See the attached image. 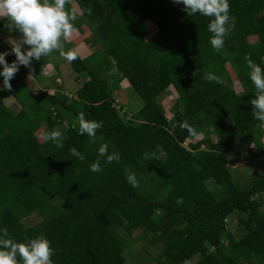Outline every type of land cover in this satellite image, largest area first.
<instances>
[{
    "label": "trees",
    "instance_id": "1",
    "mask_svg": "<svg viewBox=\"0 0 264 264\" xmlns=\"http://www.w3.org/2000/svg\"><path fill=\"white\" fill-rule=\"evenodd\" d=\"M74 1L82 13L74 21L78 32L88 31L103 46L70 63L81 82L75 96L38 89L23 66L22 85L14 79L11 91L0 88V229L6 227L16 242L43 235L54 250L53 264H127V237L137 231L152 236V245L162 244L156 264H189L196 257L195 264H264L258 199L264 166L256 177L239 179L227 163L237 143L240 149L256 144L264 152L245 60L250 56L264 69V0H229L233 27L220 52L210 44V18L188 16L173 0ZM146 21L159 27L149 39L140 26ZM49 64L47 57L31 63ZM227 64L243 93L235 90ZM206 73L217 79H204ZM125 81L143 101L130 120L115 106L114 94ZM170 88L178 95L176 122L161 101ZM10 95L20 105L14 115L5 104ZM81 111L103 122L95 143L79 133ZM69 117L76 124L71 120L65 128ZM183 122L204 135L190 149L185 143L192 135ZM52 130L62 133V148L42 138ZM212 134L215 142L209 141ZM105 143L119 162L106 163L98 155ZM97 159L103 171L94 173L89 166ZM129 172L139 187L126 181ZM234 214L240 237L227 228ZM34 215L39 220L27 227L24 221Z\"/></svg>",
    "mask_w": 264,
    "mask_h": 264
},
{
    "label": "clouds",
    "instance_id": "2",
    "mask_svg": "<svg viewBox=\"0 0 264 264\" xmlns=\"http://www.w3.org/2000/svg\"><path fill=\"white\" fill-rule=\"evenodd\" d=\"M174 3L182 4L183 11L188 16L200 14L210 18L207 25L212 34L210 44L213 50L220 52L225 43V37L232 30L229 24L231 19L229 0H173ZM73 0H0V20H6V27L10 31L19 33L18 40H10L11 54L16 59L9 64L5 57L8 52H0V76L3 77V88L11 91L10 81L19 71L20 66L31 69L33 60L40 61L41 58L59 52L60 56L69 63L78 58L79 51L76 48L64 50V42L71 39L78 32L74 21L78 18V12L72 5ZM91 15V8L87 9ZM24 46H27L26 50ZM247 67L250 69L249 78L255 86V98L250 101L253 117L264 127V69L254 63L250 56H245ZM45 66H42L41 74ZM32 77L31 74L29 78ZM204 79L213 81L217 77L205 74ZM79 133L87 135L91 143H95L97 130L103 126V122L88 120L84 112L78 115ZM190 135L196 136L195 130L186 122L181 125ZM46 141H52L57 148H62V133L59 130L46 132L43 137ZM71 153L81 162L85 157L75 148ZM100 157H106V163L119 162L118 153H108V145L101 144L98 149ZM154 156V154H152ZM144 159H149V154H144ZM94 173L103 171L101 161L97 159L90 166ZM126 181L133 187H139V182L134 173L126 175ZM54 250L50 241L43 235L25 242H16L9 237L8 229H0V264H53L52 256Z\"/></svg>",
    "mask_w": 264,
    "mask_h": 264
},
{
    "label": "rangeland",
    "instance_id": "3",
    "mask_svg": "<svg viewBox=\"0 0 264 264\" xmlns=\"http://www.w3.org/2000/svg\"><path fill=\"white\" fill-rule=\"evenodd\" d=\"M72 7H75L77 9V12L81 15L82 13L79 11L78 5L73 0ZM1 23L3 24V33L1 32L3 39V44L7 45V47H11V44L9 43L10 40H18L19 36L16 37L15 33L13 31H10L7 27V21L1 20ZM143 27H146L147 29L144 30L147 33L146 39L151 38L158 30L159 27L157 25H154L150 23L149 21L141 22V25ZM89 29V28H88ZM75 38H80L79 41L73 43V40L69 39L64 42V50L67 51L72 48L78 49V51H88V54L84 57H88L93 52L99 51L101 49V42H98L97 38L94 37L91 33L86 31L84 34L77 32ZM255 38H250L251 42L256 41ZM97 40V41H96ZM2 43L0 44V46ZM103 47V46H102ZM27 46H24V49L26 50ZM14 55V54H13ZM81 56V54L79 53ZM100 55V53L98 54ZM101 56V55H100ZM49 62L51 63V67L45 68L46 72L42 71V67H34L31 65V69L26 68L25 69L31 73L33 72L32 79L34 82H40L38 84L41 89H47L50 92L59 91L61 93H64L68 95L69 97H74L76 90L80 87V80L78 79L77 74L72 70L71 64L63 59L59 52H54L50 56L47 57ZM94 59V58H93ZM95 60V59H94ZM96 61V60H95ZM32 63V62H31ZM24 67V66H23ZM227 73L233 78V86L237 93H243L244 88L242 84L236 79L234 72L231 70L229 64L226 65ZM25 75L21 72V67L19 68V71L15 75V77L12 79H16L18 85H22L24 82ZM46 79V80H45ZM226 80V79H225ZM24 87V86H23ZM0 88L3 89V82L0 77ZM120 90L115 92V106L118 109L120 115L126 119L130 120L132 119L133 115L138 113L140 109L143 107V101L142 99L133 91L130 84L125 81L121 84ZM23 90V88H22ZM35 96H39V93L37 92ZM177 93L174 91L173 88H170L167 92L166 96H163L161 98L162 104L164 106L166 116L169 120L176 122L174 118V112H173V106L176 104L177 100ZM13 101L15 104L20 107L18 102L16 101L15 97L12 95L11 97L7 98L5 100V104L8 107H11ZM12 115L17 113V109L10 111ZM64 127H68L69 123L73 122L75 125V119L73 117H69ZM60 129L63 130V127H60ZM264 129V127H262ZM204 135L202 133L196 132V136H192L190 139L187 140L185 143V146L190 149V145L194 144L198 141H200ZM217 140V135H213L209 137L210 142H215ZM262 142L264 144V134L262 137ZM264 147V145H263ZM202 150L207 149L206 145L201 146ZM264 149V148H263ZM264 152H260L258 150V147L256 144L247 145L244 148L240 149L238 143L232 147L230 152L227 154V163L228 166L232 169V172L234 176L237 178H247L251 179L253 177H256L262 170L264 164ZM212 183H209L211 185ZM162 198L167 199L168 195L166 196V192H163L160 194ZM258 199L262 201L263 203V210H264V194L259 195ZM39 220L37 215H34L30 217L29 219L25 220L24 223L26 226H31L35 224ZM227 228L228 230L236 235L237 237H240L243 234V231L241 229V226L239 225V216L237 214L232 215L227 220ZM123 233V232H122ZM125 236V233H124ZM128 246L126 249V259L127 264H156V258L160 255L162 250V244L156 243V245L151 244L152 236H149L145 238V236L140 235V231H137L133 236L127 237ZM198 261V258L196 257L193 261H191L189 264H195Z\"/></svg>",
    "mask_w": 264,
    "mask_h": 264
},
{
    "label": "crops",
    "instance_id": "4",
    "mask_svg": "<svg viewBox=\"0 0 264 264\" xmlns=\"http://www.w3.org/2000/svg\"><path fill=\"white\" fill-rule=\"evenodd\" d=\"M3 24L1 23V20H0V44L2 43V45L0 46V52H8V53H10L9 55H7L6 57H5V59H6V61L8 62V63H10L11 62V60L14 58V59H16V57H15V55H13V54H11V47H7V45H5V44H3V39H4V37L2 36V34H1V32L3 33ZM14 32V31H13ZM75 36H76V34H74L73 35V37L71 38L72 40H73V43H75L76 41L78 42L79 41V39L80 38H75ZM17 37V36H16ZM70 39V40H71ZM79 53L81 54V57L82 58H84L87 54H88V51H79ZM3 66H0V68H2ZM48 67H51V63L48 65V66H46L45 68H48ZM44 68V72H46V69ZM27 71H28V69H27ZM28 73H29V75L32 73L33 74V72L31 71V73L28 71ZM31 74V76L33 77V75ZM32 77H28L27 78V80H30V81H32V82H34V80L32 79ZM46 80V79H45ZM34 84L36 85V87L38 88V89H41L40 88V86L38 85V84H40V82H34ZM37 92H34V94H36ZM12 95H10L9 97H11ZM8 97V98H9ZM7 99V98H6ZM5 99V100H6ZM11 106V108L13 109V110H16V108H17V105L15 104V102L13 101V103H12V105H10ZM18 109V108H17Z\"/></svg>",
    "mask_w": 264,
    "mask_h": 264
}]
</instances>
